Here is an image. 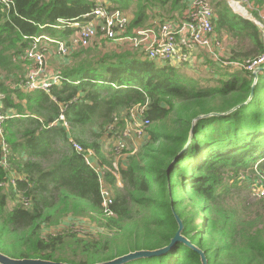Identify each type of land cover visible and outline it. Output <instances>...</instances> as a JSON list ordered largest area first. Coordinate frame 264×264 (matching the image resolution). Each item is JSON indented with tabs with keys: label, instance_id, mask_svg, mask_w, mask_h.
<instances>
[{
	"label": "trees",
	"instance_id": "obj_1",
	"mask_svg": "<svg viewBox=\"0 0 264 264\" xmlns=\"http://www.w3.org/2000/svg\"><path fill=\"white\" fill-rule=\"evenodd\" d=\"M98 1L9 0V8L0 3V92L6 117L0 162L4 146L7 163V169L0 164V254L13 260L104 263L168 246L178 232V217L184 242L173 243L160 256L125 264H202L201 254L206 264H264V197L251 206L240 194L248 189L249 199V186L257 174L264 175V70L253 87L252 73L244 69L208 81L147 60L126 44L101 40L70 55L49 93L21 87L28 64L22 56L31 39L69 38L72 25L84 21ZM244 1L255 18V8H264V0ZM100 2L129 14L128 32L155 15L174 19L185 9L181 0ZM209 2L215 35L228 38L229 61L249 56L237 47L240 42L251 45L254 57L261 55L256 26L232 13L226 0ZM145 102L151 123L171 119L170 124L149 130L145 144L127 158L120 167L121 187L110 173L103 175L113 212L103 226L120 228L124 245L69 230L44 232L68 216L101 214L98 176L71 142L93 150L101 164L110 166L111 157L101 153L100 134L129 107ZM211 113L195 122L189 137L193 119ZM131 215L138 220L122 229Z\"/></svg>",
	"mask_w": 264,
	"mask_h": 264
},
{
	"label": "built area",
	"instance_id": "obj_2",
	"mask_svg": "<svg viewBox=\"0 0 264 264\" xmlns=\"http://www.w3.org/2000/svg\"><path fill=\"white\" fill-rule=\"evenodd\" d=\"M181 2L185 4V9L179 20L161 21L162 19H160L158 22L155 21L152 26L134 28L130 32H128V27L131 17L121 10L110 9L108 6L99 3L84 16V21L72 25L75 31L69 38L33 37L22 56L28 64L25 66L26 71L21 87L26 91L41 90L49 93L51 86L57 84L59 78L58 73L51 75L46 73L47 56L53 52L57 58L68 60L74 51L88 48L94 42L101 40L111 44H126L142 54L147 60L161 64L169 63L177 67L182 65L192 67L197 64L200 50H206L209 55L215 56L211 47L213 44L216 46L219 44L213 25L215 14L209 0H181ZM0 3H4L6 8H9V0H0ZM229 3L232 11L251 21L260 33L263 44L262 54L245 61L240 66L241 69L253 73L257 67L264 66V8H255L258 14L255 18L239 2L231 0ZM233 3L244 9L245 15L236 11L231 5ZM2 97L0 92V141L3 138L2 124L6 118L1 111ZM146 112L147 102L135 104L121 113L119 117H116L114 123L108 127L111 133L117 135V142L112 149L110 166L101 164L98 160L99 157L93 150L83 148L75 141L71 142L72 149L83 154L85 163L98 176L101 184V206L106 217L113 215V212L109 209L112 203L111 192L108 190V186L105 187L103 175L110 173L115 179L116 186L121 187L119 159L127 154L126 152L132 151L131 147L133 146H129L128 143L134 145L138 139L143 138L148 133L151 122ZM59 118L63 121L64 127L68 129L62 113ZM119 121L120 123H118ZM116 123H118L117 127L115 126ZM130 155L132 154L129 153L128 156ZM0 164L4 169H7L4 146ZM10 182L14 185L12 178H10ZM250 190L254 199L264 197V175L257 174L250 185ZM25 201L23 200L24 203Z\"/></svg>",
	"mask_w": 264,
	"mask_h": 264
},
{
	"label": "rangeland",
	"instance_id": "obj_3",
	"mask_svg": "<svg viewBox=\"0 0 264 264\" xmlns=\"http://www.w3.org/2000/svg\"><path fill=\"white\" fill-rule=\"evenodd\" d=\"M229 1H231V0H226L228 6L230 8ZM234 1L235 2H239L244 8L247 9L249 14H252L254 16L253 12H251L250 5L244 3L245 2L244 0H234ZM98 3H101L100 0L98 1ZM108 5L109 4L106 3V6H108ZM232 7H233V4H232ZM232 13L237 15V13H235L234 11H232ZM126 14L129 16L128 13H126ZM243 15H245V11H244ZM237 16H239V15H237ZM164 20L168 21V19H164ZM221 36H223V39L225 38L224 40H225V43H226L228 41L227 36L224 33H222ZM237 47L241 49V52H243V54H249V56H247V57L244 56L242 58L243 61H240V60L237 61V63H236L237 68L234 67L235 66V62L229 61L230 60L229 56L225 55L226 54L225 51L223 52L224 46L222 47V50H219L218 48H216V46L214 44L211 47V51L215 55L218 52H221V57L220 56H216V57H219L218 60H216V62L209 61L208 63L207 62L205 63V62L201 61V62H199L197 64H194L192 67H189L187 65H182V66L177 67V66H174V65L169 64V63H166V64L169 65L170 67H173L175 69L177 68V69L183 71L185 73V75L188 76V77L199 78V79L203 78L205 80L212 81L213 77L216 79V78H218V76H220L219 74L241 73L242 69H240V66L242 64H244L246 60L251 59L252 57H254L253 55H251V45L250 44L245 43V42L244 43L240 42V45H237ZM153 62L161 64L160 62H156V61H153ZM213 62L216 63V65L217 64L220 65L221 67H219L218 65L217 66L216 65L215 66L210 65ZM47 63L48 64L51 63V67L53 68V70L54 71L55 70L58 71L61 68H63V66L66 65L67 61H66V59L57 58V56H55V54L53 55V52H52L50 54V56L47 58ZM162 65H164V64H162ZM209 66H211V68ZM214 103L219 104V100L215 99ZM170 122H171V119H165L163 122H160V123L159 122H154V123L152 122V123H150L148 131L152 130L155 127L161 126V124L163 126H167V125L170 124ZM147 134L148 133H146V135L143 138L138 139L135 142L134 145H132L131 143H128L129 146H133L132 149H131L132 151L126 152L127 154H124L119 159L120 160L119 165L124 166V165L127 164L126 160H127L128 157H130V156H128V154L130 153V154L133 155L135 152L138 151V149H139V147L141 145L145 144V142L148 140ZM93 139H94L93 137H89L88 138V140H93ZM99 142H100L101 147H102L101 151L104 153L105 158H110L112 156V153H113L112 149L114 148V146H115V144L117 142L116 133H111L110 131L102 132L100 134ZM247 177L248 176L246 175L245 178H247ZM105 187H106V185H105ZM247 191H248V189L246 191L245 190L241 191L240 194H241V197L242 198L245 197L247 199V203H250L251 206H252L254 204L253 202L256 201V200L249 193H248L249 194V199H248ZM18 200L19 199L13 200V201H9V206H12L16 202H18ZM24 205H25V203H24ZM249 211H252V208ZM91 215L92 216H87L85 218H72V217L68 216V217L62 219L57 226L50 227V228H44L43 231L44 232H53V233H63V232H66L67 230H69L71 232H75L80 237L100 238L101 240H105V241H107L109 239H117L116 243H119L121 245L123 244V236H121L122 235L121 232H123V231H121L120 228L107 229V228H105L103 226V224H104V222L106 220V214L103 213V208L101 209V214L100 215H98V214H91ZM91 217H93V218H91ZM129 219L130 220L127 219L124 223L121 224L122 229H126L131 224L130 223L131 221L132 222L134 220L137 221L138 217L135 216V215H131ZM258 227L260 228L261 225H259Z\"/></svg>",
	"mask_w": 264,
	"mask_h": 264
},
{
	"label": "water",
	"instance_id": "obj_4",
	"mask_svg": "<svg viewBox=\"0 0 264 264\" xmlns=\"http://www.w3.org/2000/svg\"><path fill=\"white\" fill-rule=\"evenodd\" d=\"M264 70V66L262 67H257L253 73H252V77H253V83H252V87L255 85V82L257 80V75L262 72ZM250 96H252V92L250 94ZM241 106V105H239ZM239 106H236L232 109H230L229 111H227L226 113L224 114H221V115H226V114H230L232 113L234 110H236ZM212 115H215V114H208V115H202V116H198L196 118L193 119L192 121V125H191V129H190V133H189V137L192 136L193 134V127H194V124L195 122H197L199 119H202L204 118L205 116H212ZM177 160V159H176ZM176 221L178 223V232L175 234V236L173 237V239L171 240V243L162 248V249H159V250H154V251H134V252H129L123 256H119L118 258H115L111 261H107V262H104V263H98V264H125L129 261H132V260H136V259H139V258H150V257H157V256H160L164 253H166L167 251H169L171 245L175 242H184L183 238H181L180 236V231L182 229V223L181 221L178 219V217H176ZM202 258H201V261H202V264H206V261L203 257V255L201 254ZM0 263L1 264H63V263H52V262H44V261H40V260H13V259H9L3 255L0 254Z\"/></svg>",
	"mask_w": 264,
	"mask_h": 264
},
{
	"label": "crops",
	"instance_id": "obj_5",
	"mask_svg": "<svg viewBox=\"0 0 264 264\" xmlns=\"http://www.w3.org/2000/svg\"><path fill=\"white\" fill-rule=\"evenodd\" d=\"M184 6H185V4H184ZM155 11H158V9H156ZM184 11V10H183ZM174 19H171V20H174V21H176V20H179L180 18H181V15L179 16L177 13H174ZM160 19H162L161 21H163L164 19L163 18H161V16H158V15H155L154 17H152L146 24H145V26H152L154 23H155V21H159ZM165 21V20H164ZM144 26V27H145ZM216 36V35H215ZM217 37V36H216ZM218 38V46H216V48H218L219 50H222V47L224 46V48H223V52L225 51L226 52V49H225V38L223 39V36H221V38H219V37H217ZM261 41H262V39H261ZM51 54V53H50ZM50 54L47 56V58L50 56ZM53 55H54V53H53ZM215 55V54H214ZM226 56H228L227 54H225ZM56 56V55H55ZM216 56H220L221 57V52H218L215 56H213L212 57V55H209L208 53H207V51L206 50H200L199 51V54H198V62L197 63H199V62H201V61H203V62H209V61H215L216 62V60H218V58L219 57H216ZM47 58H46V64H45V69H46V73L47 74H49V75H51V74H53V73H57L58 71H54L53 70V68L51 67V63H47ZM236 63L237 62H235V68H237V66H236ZM213 64V63H212ZM215 65H216V63H215ZM218 65V64H217ZM216 65V66H217ZM219 67H221L220 65H218ZM218 68V67H217ZM53 71V72H52ZM132 148V147H131ZM101 153H102V155L104 156V153L101 151ZM104 158H105V156H104ZM104 165H106V164H104ZM104 165H102V166H104Z\"/></svg>",
	"mask_w": 264,
	"mask_h": 264
},
{
	"label": "bare ground",
	"instance_id": "obj_6",
	"mask_svg": "<svg viewBox=\"0 0 264 264\" xmlns=\"http://www.w3.org/2000/svg\"><path fill=\"white\" fill-rule=\"evenodd\" d=\"M231 5H232V4H231ZM233 8H234L236 11H239L241 14H244V10H243L238 4L233 3Z\"/></svg>",
	"mask_w": 264,
	"mask_h": 264
}]
</instances>
